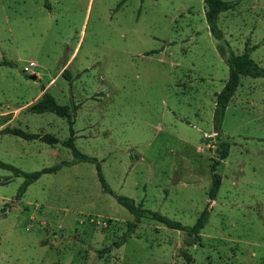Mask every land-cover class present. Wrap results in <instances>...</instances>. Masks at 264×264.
I'll return each mask as SVG.
<instances>
[{
	"label": "rangeland",
	"instance_id": "rangeland-1",
	"mask_svg": "<svg viewBox=\"0 0 264 264\" xmlns=\"http://www.w3.org/2000/svg\"><path fill=\"white\" fill-rule=\"evenodd\" d=\"M121 2L0 0V109L32 104L66 69L47 93L69 112L79 104L75 147L97 159L112 191L185 226L207 208L208 222L186 247L183 232L142 219L122 246L99 254L133 216L103 191L94 164L62 165L73 158L61 144L65 118L24 109L11 128L59 143L0 134V162L24 173L60 169L16 199L24 178L0 168V264H186L184 252L194 264H264V77H242L227 105L229 155L208 198L215 94L230 52L254 48L264 69V0L219 15L223 43L208 30L203 0ZM30 62L35 74L26 75Z\"/></svg>",
	"mask_w": 264,
	"mask_h": 264
},
{
	"label": "trees",
	"instance_id": "trees-1",
	"mask_svg": "<svg viewBox=\"0 0 264 264\" xmlns=\"http://www.w3.org/2000/svg\"><path fill=\"white\" fill-rule=\"evenodd\" d=\"M125 1L126 0H122L120 5L123 4ZM240 1L241 0H236L233 2H227L223 0H203L205 8V19L208 26V30L211 36L217 41L221 43L225 42L223 33L217 26V20L219 15L234 9ZM253 50L254 48H250L245 45L243 53L238 55L234 54L233 52L229 53L228 57L226 58V65L228 68L227 80L224 83L222 89L215 94L212 128L213 134L219 143V151L218 158L212 161L210 167L212 180L208 192V198L211 201L215 200V197L220 187V176L216 173V169L219 166L220 162L225 160L229 155L230 144L227 140L224 139L221 131V125L227 105L233 97L234 93L236 92L240 84V79L242 77H264V69L261 68L250 56ZM6 64V61H2L0 63V65ZM65 72L66 69H64L62 72V76L64 77ZM67 79L70 80L68 77ZM70 109L71 112L68 111L67 106H61L57 104L52 95L47 92L43 93L39 101L27 108L29 112L34 114H43L46 112H51L57 115L58 117L65 118L67 120L69 136L66 140L62 141L61 144L64 147L70 149L73 158L69 162H63L62 165L74 166L79 163L94 164L96 168V175L103 191L107 194L112 195L115 198L116 202L120 206L125 208L133 216V221L127 225L126 232L123 234V236H121L117 241L113 242L110 247L104 250H100L98 253L103 254L106 252H110L112 249H117L122 246L126 242L127 238L134 234L137 228V224H139L142 219L156 221L164 225L168 229L183 232L186 236L184 240V245L186 247L191 246L199 238L200 232L206 226L209 218V210L205 208L200 213L194 225L185 226L177 221H174L170 218H167L166 216L159 214L158 212L144 209L142 206L137 205L135 201L131 198L115 194L106 183L101 171V166L97 159L84 155L75 147L76 132L73 127L75 124V114L78 109V104L72 103ZM2 134L16 136L26 141L38 140L48 145H55L59 143V140L51 134L27 133L19 128H6L2 130ZM0 168L10 171L14 177L24 178V181L21 184L16 195V199H19L24 194L28 186L36 182L43 174H52L57 172L60 169V166L56 165L54 167L44 168L40 171L33 173H24L13 165L6 164L3 162H0ZM181 257L185 260L186 264H194L193 258L190 254L184 252L182 253Z\"/></svg>",
	"mask_w": 264,
	"mask_h": 264
},
{
	"label": "crops",
	"instance_id": "crops-1",
	"mask_svg": "<svg viewBox=\"0 0 264 264\" xmlns=\"http://www.w3.org/2000/svg\"><path fill=\"white\" fill-rule=\"evenodd\" d=\"M204 13H205V8H204ZM64 68V67H62ZM62 72V70L58 73V77L60 76V73ZM57 78H52L51 80H49V82L43 86L41 88V90L37 93V95L35 96L34 100L35 102H33L32 104H26L22 107H18L16 109H12V110H2L0 109V134H2V130L6 129V128H9V129H14V128H11L10 127V124L15 121L17 119V117L19 116L20 112H22L24 109L27 110V108L31 105H33L34 103H36L37 101H39L43 95L44 92H48L50 90V87L55 83V81L58 79ZM44 89V90H42ZM218 93V92H217ZM215 100V98H214ZM215 102V101H214ZM79 105V104H78ZM215 105V103H214ZM79 111V107L77 109L76 112ZM47 113H51V112H46V113H43V114H47ZM34 114V113H33ZM43 114H38V115H43ZM51 114H54V113H51ZM77 114V113H76ZM28 129V128H27ZM213 129V128H212ZM24 131V130H23ZM27 132V131H25ZM76 132V131H75ZM29 133V132H27ZM41 134V133H40ZM2 135H8V134H2ZM52 135V134H51ZM12 136V135H11ZM78 136V135H77ZM13 137H16V136H13ZM19 138V137H17ZM77 138V137H76ZM21 139V138H20ZM33 142L34 141H38V140H32ZM25 142H31V141H26ZM56 145V144H55Z\"/></svg>",
	"mask_w": 264,
	"mask_h": 264
},
{
	"label": "built area",
	"instance_id": "built-area-1",
	"mask_svg": "<svg viewBox=\"0 0 264 264\" xmlns=\"http://www.w3.org/2000/svg\"><path fill=\"white\" fill-rule=\"evenodd\" d=\"M35 68L36 65L34 64V62H30L28 65L23 67L22 71L26 75H33L35 74Z\"/></svg>",
	"mask_w": 264,
	"mask_h": 264
},
{
	"label": "water",
	"instance_id": "water-1",
	"mask_svg": "<svg viewBox=\"0 0 264 264\" xmlns=\"http://www.w3.org/2000/svg\"><path fill=\"white\" fill-rule=\"evenodd\" d=\"M32 80H35L36 79V76H31L30 77Z\"/></svg>",
	"mask_w": 264,
	"mask_h": 264
}]
</instances>
